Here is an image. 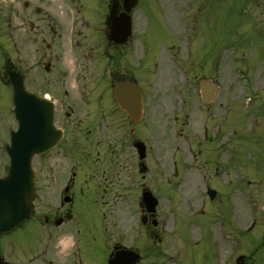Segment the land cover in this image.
Listing matches in <instances>:
<instances>
[{
  "label": "flooded vegetation",
  "instance_id": "af4514ba",
  "mask_svg": "<svg viewBox=\"0 0 264 264\" xmlns=\"http://www.w3.org/2000/svg\"><path fill=\"white\" fill-rule=\"evenodd\" d=\"M4 1L15 51L26 42L53 74L43 77V88L30 89L54 103L55 126L63 136L35 158L37 195L25 220L0 232V264H188V254L165 241L163 216L148 211L141 197L154 184L191 183V171L206 169L213 158L208 148L215 142L219 152L224 138L225 124L215 119L225 100L220 83L218 103L200 104L210 113L208 122L214 117L216 141L207 125L195 130L203 73L217 68L225 76V63L213 61L212 67V52L202 57L183 50L190 48L191 27L173 17L190 12L181 11L179 2L164 9L158 0L161 15L170 17L160 29L142 34L138 21L146 0ZM125 15L133 33L116 43L114 20ZM33 74L24 77L35 80ZM0 79L8 83L6 72ZM124 81L143 90L144 116L137 124L115 98V85ZM164 146L170 147L169 161L161 155ZM217 164L225 167L224 161Z\"/></svg>",
  "mask_w": 264,
  "mask_h": 264
},
{
  "label": "rangeland",
  "instance_id": "374dc122",
  "mask_svg": "<svg viewBox=\"0 0 264 264\" xmlns=\"http://www.w3.org/2000/svg\"><path fill=\"white\" fill-rule=\"evenodd\" d=\"M157 1L146 0L141 4V18L138 25L141 24L142 34L152 30L153 27L160 29V25L170 17L169 14L167 18L161 15ZM161 1L166 8L176 7L171 6V3L179 2L183 6V3L187 2V0ZM188 1L191 5L190 17L172 16L176 18V23L180 21V18L188 19L190 23L194 38L191 47L188 49L186 45L184 51H190L202 57L212 52L214 55L210 56L209 61L212 67L215 63L213 61L225 62V76H220L217 68L206 70L203 74L220 82L224 91L223 98L227 97L230 103L240 99V102L234 104L235 111L233 110L231 114L235 116V120L238 118L237 124L233 122L232 126L227 125L226 137L230 139L233 146L232 150L236 154V163L239 167L238 172L243 182L241 181L240 190L234 182L229 184L228 177L215 182L210 175L213 172H209L211 171L209 168L202 170L201 175L191 171L192 181L189 184L178 187L168 184L152 185L155 190L160 187L159 190L168 195L158 197L160 216L168 218L170 216L167 231L172 229V224L177 220V233L172 238L167 236L166 241L172 243L176 250L180 249L182 254H188L186 256L188 264H219L220 259L218 260L216 251L223 258L230 248L228 244L231 240L239 243L238 256L232 264H238L237 259L241 256L244 258L243 264H264V87L255 85L257 73L264 72V0ZM8 4L9 2L4 0L0 2V10L5 18V25L0 29V52H4L5 59L20 71L26 74L34 73L32 76L36 79L28 81L29 88L30 86L43 88L45 82L43 77L50 78L53 74L51 76L45 72L46 64L42 63L40 56L31 54L26 42L20 43L19 51H15L10 38ZM220 51L221 58H219ZM216 64L218 65V62ZM193 68L195 75L201 74L197 70V62ZM2 70L3 66L0 63V72ZM263 74L259 75L263 76ZM262 81L263 79H260V82ZM195 86L198 87L197 83ZM244 91L248 94L246 99L248 102L242 100ZM197 99L196 95V107ZM11 110V89L8 86H1L0 83V175L8 163L4 151V145L9 141L8 130L17 127ZM206 112L195 113V130L201 128L202 119L205 120L207 116ZM211 128L213 129V121ZM216 146L214 142L211 148H208L209 152L217 157L220 154L224 156L223 152H218ZM233 151L228 148L225 156L228 157ZM162 154L165 160L169 161L170 147H162ZM230 172V179H233L232 166ZM202 176L205 177V181ZM206 181L211 182V187L216 188L220 193L212 201L213 203L207 206L204 205V200L209 202L206 185H204V182L208 183ZM175 189L178 197L174 192ZM249 197L253 199L256 210H262L263 214L259 226L252 233L243 235L241 229L245 228L250 218L247 212L251 201ZM202 210L204 213L201 212ZM222 228L224 235L221 238ZM256 248L258 249L255 250ZM151 252L154 257L155 251Z\"/></svg>",
  "mask_w": 264,
  "mask_h": 264
},
{
  "label": "water",
  "instance_id": "95a60500",
  "mask_svg": "<svg viewBox=\"0 0 264 264\" xmlns=\"http://www.w3.org/2000/svg\"><path fill=\"white\" fill-rule=\"evenodd\" d=\"M8 74L14 90L19 130L13 133L12 145L8 148L9 174L0 179V231L10 230L26 216L36 187L32 158L50 149L60 138L53 126L52 106L28 92L19 74L10 70ZM201 90L203 101L208 103L215 94L216 85L205 81ZM115 93L122 108L136 119L141 108L139 87L126 83L116 86ZM144 200L151 207L156 206L149 193Z\"/></svg>",
  "mask_w": 264,
  "mask_h": 264
},
{
  "label": "bare ground",
  "instance_id": "6f19581e",
  "mask_svg": "<svg viewBox=\"0 0 264 264\" xmlns=\"http://www.w3.org/2000/svg\"><path fill=\"white\" fill-rule=\"evenodd\" d=\"M256 226H257V225H256ZM255 228H256V227H255ZM255 228H254V229H255Z\"/></svg>",
  "mask_w": 264,
  "mask_h": 264
}]
</instances>
